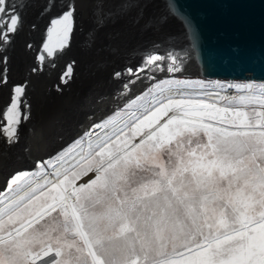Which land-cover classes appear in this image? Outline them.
Returning <instances> with one entry per match:
<instances>
[{
	"label": "snow or ice",
	"instance_id": "6c2138e0",
	"mask_svg": "<svg viewBox=\"0 0 264 264\" xmlns=\"http://www.w3.org/2000/svg\"><path fill=\"white\" fill-rule=\"evenodd\" d=\"M74 12L69 5L51 21L39 62L55 67L50 58L67 45ZM20 25L16 4L0 0V50ZM185 27L195 38L191 21ZM0 62L6 84L7 57ZM181 71L174 53H150L126 74L170 79L153 85L139 116L86 153L64 149L10 177L0 192V264H264V85L228 84L244 94L220 107L205 97H225L203 81L176 79ZM24 92L14 86L3 112L9 144L28 119Z\"/></svg>",
	"mask_w": 264,
	"mask_h": 264
},
{
	"label": "bare ground",
	"instance_id": "6f19581e",
	"mask_svg": "<svg viewBox=\"0 0 264 264\" xmlns=\"http://www.w3.org/2000/svg\"><path fill=\"white\" fill-rule=\"evenodd\" d=\"M68 1L65 0L64 2L68 3ZM98 5L93 6L90 11L88 10V13L81 15L75 9L73 29L70 33L73 37L71 39L69 37L67 45L57 57L50 58L54 59L55 67L37 60V56L42 54V45L45 42V36L51 21L62 15L61 10L51 7V2L46 7L44 6L42 16L33 14L29 19L30 22L25 24L22 20L19 30L13 35L12 43L16 44L14 50L17 53L14 54L16 56L14 58H18L19 60L22 58L23 61L29 60V62H26V66L32 64V67L28 68V73L25 70L24 72L28 79L29 77L31 78L30 81L32 82V87L35 89L34 91L41 92L43 89L47 91V95L44 94L37 98L41 99L40 103L39 100H35L36 95H34L35 102L34 100L32 101L34 107L31 109V118H38L35 117L39 111L38 107L40 109H43L44 106L45 109L52 107L51 111L53 113H49L51 115H48V118H45V115L48 114L47 112H43L42 110L41 112L43 113H39L41 124L35 125L37 127L36 131H34L35 126L32 127L31 125L32 119L28 124L22 123L24 127L18 133L17 142L9 144L6 138L0 142L1 164L4 165L7 160H11L6 166V169L9 170L10 168L7 173L1 174L0 170V192H4L7 188L8 180L16 171L20 169L22 171L33 170V165L39 161L40 157H48L50 154L53 155L62 149H68L69 146H72L81 137H84L83 143L73 147L66 155L79 153L81 149L86 153L89 142L94 143L96 137H103L106 133L110 134L113 128H118L117 126L122 124V120H126V118L128 120L129 118L132 119L133 113L139 116L140 110L139 106L133 108L126 116H120L119 111H116L115 116L105 118L107 126L101 128L94 127L95 125H99L100 121L98 120L102 116L107 115L114 109L120 111L130 109V106L134 102L141 99L143 92H149L151 89L149 99L141 103L145 104L157 92V88L153 87V85L157 84L159 80L170 79L167 73L162 72L155 74V80L151 78L153 75L151 72L147 74L142 73L137 79L129 77L125 70L129 67L133 69L137 68L150 53L158 52L159 54H164L167 49H171L167 48L165 50L163 47L175 35V30L172 28L169 30L168 28L171 25V20H167L168 22L157 20L153 17L155 13L148 15L151 18L147 19V10L144 13H142L144 10L138 13L136 12L138 9L135 7L133 9L135 12L125 11L121 15L119 11L117 13L110 6L111 10L105 9L108 8L105 7L108 5V2ZM102 27L104 28L102 29ZM71 42H73V45L71 44V47H68V44ZM29 45L32 47L29 48ZM6 50H8L7 47L0 50V57L4 55ZM168 52L174 53V50L171 49ZM18 54H21L20 57L17 56ZM179 58L182 69L180 73L184 75L176 77V79L205 82L208 85V88L205 89L206 91H216L219 92L220 97H225V99H220L216 96L205 97L208 102H214L220 107L226 106L229 99L235 101L236 96L244 94L238 92L235 88L227 89L226 85L252 84L254 89H259L264 85V82H255L253 80H206L200 77L187 76V74L204 73L205 71L200 69L199 64L195 63L194 60L189 62L186 58ZM69 65H71V74L67 75ZM33 68H36L37 71L33 72ZM1 70L2 67L0 68V72ZM13 72L14 70L11 73ZM117 72L121 73L119 78L115 76ZM59 74L60 76H58ZM62 75L64 77L63 80L61 79ZM133 79L135 83L129 84V88L125 89L124 85ZM10 81L14 80L11 79ZM209 82L212 83L210 84ZM215 82H219V84ZM13 83L16 82L14 81ZM220 85H224L225 89L221 90ZM69 87L74 88L68 90ZM2 88H4V83H0V89ZM56 91H58V94ZM61 96L63 97L60 99ZM76 99H80L77 104H75ZM53 102L55 103L51 105ZM6 103H8V99L5 95V97L0 98V111L3 109V104ZM63 103L64 107L61 109L62 106L60 107V105ZM76 106L81 110L80 114L85 116L82 120L83 123L79 124V121L76 119L73 120L74 122H65V111L69 108H76ZM74 110L79 111L78 109ZM4 123L0 121V125H4ZM54 124L57 129L55 132L57 135L46 144H42L40 142L42 134L45 130H48L49 126ZM85 133H88V135L86 136ZM30 142L32 146L34 144L32 162H28V165L23 169L22 161H25L31 154L27 151L24 153L21 151ZM2 166L0 165V167ZM4 176L8 178L5 181L2 179Z\"/></svg>",
	"mask_w": 264,
	"mask_h": 264
},
{
	"label": "water",
	"instance_id": "95a60500",
	"mask_svg": "<svg viewBox=\"0 0 264 264\" xmlns=\"http://www.w3.org/2000/svg\"><path fill=\"white\" fill-rule=\"evenodd\" d=\"M64 1L12 0L24 24L30 22L29 19L33 14L42 16L44 6L46 7L49 2H51V7L58 8L62 14L69 5H73L77 9L76 12L81 15L88 13L93 6L104 2H108L105 7L110 6L117 13L119 11L121 15L125 11H133L134 7L138 9L136 11L138 13L143 10L142 13H144L147 10V16L155 13L153 17L157 20L166 22L171 20L168 28L169 30L174 29L175 35L163 45L164 49L171 48L176 53L175 55L186 58L189 62L194 60L199 64L200 69L205 71L204 73L187 74V76L206 80L264 82V0H66L68 3ZM108 8L105 9L111 10ZM172 8L176 11L173 12ZM149 18L151 17L148 16L147 19ZM185 20L191 21L195 38L188 35ZM69 37L71 39L73 36L70 34ZM12 44L14 43L11 42L10 46ZM71 44L73 45V42L68 44V47H71ZM170 50L167 49L166 52ZM183 75V73H177L176 77ZM30 80L31 78L28 79L26 74L22 75V79H14L16 83L7 80L4 89H0V93L4 97L6 95L8 99V103L3 104V109L10 104L11 91L17 85L25 86L20 109L24 107L32 109L34 95H36V101L39 96L47 95L44 89L41 92L34 91ZM40 101L41 99L39 103ZM44 107L43 109L37 108L40 112L36 113L35 117L38 118L31 121L34 122L32 126L41 124L39 113L47 112L50 115L52 107L47 109ZM63 107L64 103L61 109ZM26 108L23 110L24 113ZM23 127L24 124L21 122L19 129L22 130ZM57 153L50 154L48 157H40L39 161L48 160Z\"/></svg>",
	"mask_w": 264,
	"mask_h": 264
},
{
	"label": "rangeland",
	"instance_id": "374dc122",
	"mask_svg": "<svg viewBox=\"0 0 264 264\" xmlns=\"http://www.w3.org/2000/svg\"><path fill=\"white\" fill-rule=\"evenodd\" d=\"M83 28H85V26H83ZM104 27H102V29H103ZM106 29V28H105ZM107 31H108V29H107ZM21 36V35H20ZM20 43V42H19ZM15 45L16 44H12L11 46L9 45V46H6L7 48H8V50H6V52L4 53V55H2V57H7V65H6V67H7V80H11V79H22V75L23 74H25V72H24V70L26 71V73L28 72V68L32 65H29V66H26V62L28 61L29 62V60H24L23 61V59L22 58H20V60L18 59V58H14V57H16L14 54H17L16 53V51L14 50V48H15ZM18 45H20V44H18ZM7 52H8V54H7ZM20 55L21 54H18L17 56L18 57H20ZM12 56V57H11ZM9 58V59H8ZM24 64H25V66H24ZM0 65H2V66H0V68L2 67V69L5 67V65L2 63V62H0ZM32 67V66H31ZM14 70V72L13 73H11L12 71ZM1 72H2V70H1ZM24 72V73H23ZM13 74V75H12ZM11 76H13L12 78H11ZM77 80V79H76ZM86 81V80H85ZM5 84V83H4ZM79 85V84H78ZM63 88V87H62ZM70 88H74V87H69L68 88V90L70 89ZM2 89H4V88H2ZM63 90H64V88H63ZM57 92V94H58V91H56ZM1 94V93H0ZM151 96V94H149V92L148 91H145V92H143L142 93V97H141V99H139L137 102H134L131 106H130V109H124V110H117V109H114L113 111H111L110 113H108L107 115H104V116H102L98 121H100V123H99V125H103V122H105L106 120H105V118H109V117H113V116H115V112L116 111H119V114H120V116H126L133 108H137L141 103H143V102H145V100L147 101L148 99H149V97ZM3 97V95L1 94L0 95V98H2ZM57 98H58V96H56ZM63 96H61L60 97V99L62 98ZM39 100V99H38ZM78 100H80V99H76V103L75 104H77V102H78ZM141 101V102H140ZM55 102H53V103H51V105L52 104H54ZM74 104V105H75ZM63 105V104H62ZM62 105H60V107L62 106ZM226 105H227V103H226ZM233 105L234 106H237V105H235V101H233ZM58 106H59V102H58ZM135 106V107H134ZM83 107V106H82ZM82 107H80L81 109H82ZM250 107H252V106H250ZM258 107V106H257ZM28 108V107H27ZM60 109V108H59ZM74 109H78L79 111L77 112V111H75ZM21 110V113H24L23 112V110L22 109H20ZM3 112H4V110L2 109V111H0V121H2V122H5L4 123V125H0V127H4L5 125H6V121L3 119ZM25 113L28 115V119L27 120H23L22 119V123H24V124H28L30 121H31V109L30 108H28L26 111H25ZM50 113L52 114L53 112L52 111H50ZM81 113V110L79 109V107H77L76 106V108H69L67 111H65V122H67V123H69V122H71V121H73V120H78L79 122V124L80 123H83L82 122V120L84 119V115H81L80 114ZM50 114V115H51ZM57 116V115H56ZM32 117H33V115H32ZM45 118H48V114H46L45 115ZM56 118V117H55ZM35 120V118L33 117V119H32V121H34ZM129 120H131L130 118H129ZM128 120V118H126V120L124 119V120H122L121 122H122V124H120V126L118 125L117 127H122L123 126V124L125 123V122H127V121H129ZM125 121V122H124ZM65 122H63L64 124H65ZM74 122V121H73ZM33 123L34 122H32V124L31 125H33ZM33 127V126H32ZM101 127H103V126H101ZM101 127H98V128H101ZM35 130L34 131H36V129H37V127L35 126V128H34ZM20 130L21 129H19V127H18V133L20 132ZM56 127H55V124L54 125H51V126H49V128H48V130H45V132L42 134V137H41V140H40V142H42V144H46L50 139H52V138H54L55 137V135H57L55 132H56ZM32 134V133H31ZM31 136V135H30ZM5 139V136L2 134V133H0V142L1 141H3ZM95 139V138H94ZM96 140H97V137H96ZM84 141V140H83ZM83 141L81 142V143H83ZM32 143L30 142L29 143V145L28 146H26L25 147V149H22V151L21 152H25V151H27L29 154H31V155H29L28 156V158L24 161H22V166H23V169L28 165L27 163L28 162H32V160H31V158H33V149H34V144H33V146L31 145ZM75 146H77V145H75V144H73L72 145V147L70 148H68L69 149V151L73 148V147H75ZM36 150V149H35ZM64 150V149H63ZM1 153V152H0ZM60 153V152H59ZM16 157V156H15ZM13 159V158H12ZM1 161H2V159H0V165L2 166L3 164H1ZM9 161H11V160H7V162H5L4 163V165L2 166V167H0V170H1V174H5V173H7L9 170H10V168H9V170L8 169H6V166L9 164ZM13 161V160H12ZM14 163V162H13ZM6 170V171H5ZM20 171H22V169H20V170H18V171H16V172H20ZM89 175H91V174H89ZM1 178V177H0ZM2 179H4V181L6 180V179H8L7 178V176H4V178L2 177ZM81 182H84V180H82Z\"/></svg>",
	"mask_w": 264,
	"mask_h": 264
}]
</instances>
